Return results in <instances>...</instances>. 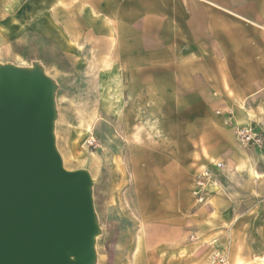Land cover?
<instances>
[{
	"label": "rangeland",
	"instance_id": "1",
	"mask_svg": "<svg viewBox=\"0 0 264 264\" xmlns=\"http://www.w3.org/2000/svg\"><path fill=\"white\" fill-rule=\"evenodd\" d=\"M18 1L23 25L17 39L0 45V66L39 68L53 85L63 168L91 179L99 229L93 264H264V201L258 214L248 211L252 201H231L236 216L225 229L236 233L223 227L214 243L213 232H201L218 187L209 184L199 205L194 182L222 163L213 144L228 141L230 123L219 122L217 105L201 95L196 57L183 71L182 40L173 38L180 33L157 23L166 0H109L110 26L127 31L113 42L103 38L101 0ZM56 15L63 21L50 35L41 24ZM239 128L238 146L263 145L254 131L259 142H243Z\"/></svg>",
	"mask_w": 264,
	"mask_h": 264
},
{
	"label": "crops",
	"instance_id": "2",
	"mask_svg": "<svg viewBox=\"0 0 264 264\" xmlns=\"http://www.w3.org/2000/svg\"><path fill=\"white\" fill-rule=\"evenodd\" d=\"M101 2V24L106 29L103 38L112 42L125 39V29L110 26L109 0ZM23 5L18 0H0V45L8 46L9 41L17 39L23 25L20 10ZM166 9L165 15L157 17V23L171 24L174 33H180L173 38L182 40L183 71L189 73V58L196 57L201 95L217 105L219 122L230 123L223 130L228 141L216 140L213 144V150L217 151L214 159L221 161L225 170H217L215 164L209 167L217 183L211 182L208 187L218 189L208 203L209 211L203 213L207 218L202 219L201 232L204 236L213 232L209 241L215 243L220 240L223 227L225 232L237 231L225 229L236 216L238 204L232 200L252 201L248 211L255 214L261 212L259 205L264 201V141L261 147L244 148L234 139L239 127L264 136V0H166ZM61 21L60 15L49 17L41 28L54 35V24ZM69 32L72 33L71 28ZM16 67L30 72L36 70L24 64ZM91 131L90 126L87 132ZM98 235L99 229L94 238V251Z\"/></svg>",
	"mask_w": 264,
	"mask_h": 264
},
{
	"label": "water",
	"instance_id": "3",
	"mask_svg": "<svg viewBox=\"0 0 264 264\" xmlns=\"http://www.w3.org/2000/svg\"><path fill=\"white\" fill-rule=\"evenodd\" d=\"M36 69L0 66V264H93L91 179L63 168L53 85Z\"/></svg>",
	"mask_w": 264,
	"mask_h": 264
},
{
	"label": "built area",
	"instance_id": "4",
	"mask_svg": "<svg viewBox=\"0 0 264 264\" xmlns=\"http://www.w3.org/2000/svg\"><path fill=\"white\" fill-rule=\"evenodd\" d=\"M238 135L243 142L257 141L258 135L253 133L250 128L242 127L238 129ZM215 167L217 170L222 171L224 168L223 163H216ZM213 172L210 168L205 169L198 177L195 179L194 188L192 194L199 205L205 204L207 201V186L212 182Z\"/></svg>",
	"mask_w": 264,
	"mask_h": 264
},
{
	"label": "bare ground",
	"instance_id": "5",
	"mask_svg": "<svg viewBox=\"0 0 264 264\" xmlns=\"http://www.w3.org/2000/svg\"><path fill=\"white\" fill-rule=\"evenodd\" d=\"M47 28V27H46ZM45 28V29H46ZM49 28V27H48ZM50 32V31H49ZM27 76H33L34 74H37L38 73V69H36V70H34V71H25V70H22ZM67 162L68 163H70V164H73L72 163V161H70L69 159L67 160ZM96 227V232L93 234V236H92V250H93V252H94V254H95V251H94V238H95V236L97 235V233H98V227H97V225L95 226ZM72 261V260H71ZM257 264H263V263H261V262H258Z\"/></svg>",
	"mask_w": 264,
	"mask_h": 264
}]
</instances>
